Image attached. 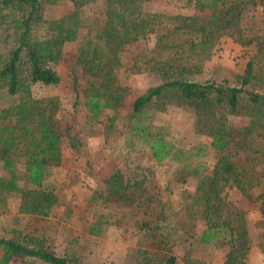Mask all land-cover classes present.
Wrapping results in <instances>:
<instances>
[{"label": "trees", "instance_id": "1", "mask_svg": "<svg viewBox=\"0 0 264 264\" xmlns=\"http://www.w3.org/2000/svg\"><path fill=\"white\" fill-rule=\"evenodd\" d=\"M57 1L0 0V206L31 220L26 231L15 232H22L20 238L0 237V264L12 257L22 264H75L45 246L44 230L89 216V235H99L103 225L126 224L137 232L143 247L135 264H176V242L188 247L178 254L185 264L202 263L194 248L205 258L222 249V264H249L253 247L264 255V0H187L205 15L150 11L151 0H67L70 11L44 17L41 3ZM248 10L252 21L246 24ZM223 36L242 48L238 70L210 64L219 57ZM67 42L76 43V64L87 76L84 125L92 133L126 128L128 151L138 147L157 163H174L177 183L193 180L192 189L177 192L173 215L141 181L128 184L120 173L105 178L102 191L85 187L79 199L85 216L76 210L77 200L65 201L56 192L52 168L63 161L61 135L55 133L59 100L33 97L30 87L59 83L52 64L61 60ZM135 74H155L158 81L138 92L123 114L127 81ZM72 88L76 103V76ZM169 100L193 116L201 137L196 146H178L167 124L153 120ZM238 117L248 122L234 124ZM68 140L79 151L77 136ZM209 152L216 154L211 166ZM227 188L257 205V241L245 211L222 194Z\"/></svg>", "mask_w": 264, "mask_h": 264}, {"label": "rangeland", "instance_id": "2", "mask_svg": "<svg viewBox=\"0 0 264 264\" xmlns=\"http://www.w3.org/2000/svg\"><path fill=\"white\" fill-rule=\"evenodd\" d=\"M72 8L70 1L59 0L55 3L43 2L40 12L46 18L57 17L67 13ZM150 11L165 13H188L205 15L207 12L191 7L187 0H151L148 3ZM252 10L244 13L243 23L251 22ZM257 14V13H256ZM259 21V19H257ZM149 47L154 45L153 36L148 40ZM219 57L212 60L210 64H220L231 70H238L236 58L242 55V48L230 37L223 36L219 40ZM211 68L210 70L212 69ZM52 67L60 74L61 78L56 85H45L40 82L31 84L33 97H57L59 107L56 115L55 133L61 135V146L63 152L62 164L52 168L51 182L55 184L56 192L64 198L79 202L78 211L81 216L87 215L83 202L79 199L86 192L85 187L103 190V181L113 173H120L123 180L131 184L141 181L148 192L162 201L168 214L173 215L174 209L180 202L177 192L182 188L192 189L193 180L182 185L173 181L175 170L174 163L165 160L161 163L149 159L147 152L136 147L128 151L123 145L126 137V128L117 126L115 130L108 133H92L88 126L83 123L84 97L82 89L86 85L87 76L83 75L76 64V43L67 42L63 46L61 60ZM208 69V71H210ZM73 76L78 81V99L73 91ZM158 77L155 74H135L127 81L129 90L125 96L120 111L124 114L131 109L135 95L144 88L156 84ZM122 114H120L121 116ZM153 120L165 123L169 127V137L176 140L178 146L192 148L201 142L193 130V116L187 112L183 105L175 100H169L163 113L154 115ZM248 122L247 117L234 118V124L241 125ZM102 130V125H100ZM76 135L83 143L79 151L70 147L68 135ZM134 143L136 141L134 140ZM216 154L209 152L205 158L208 166ZM0 173L5 174L0 170ZM75 181V182H73ZM228 199L234 201L245 211V218L252 240L257 241L260 231V212L257 205L248 203L234 188H227L222 193ZM16 200L10 199L9 203ZM95 212H106L107 209H94ZM74 223L68 222L57 225L56 229L44 230L45 246L58 255H66L75 264H135L137 260V249L139 236L137 232L126 224L103 225L99 235L92 236L87 233V226L91 220L75 219ZM31 226V220L27 216L17 215L14 210L8 211L0 206V237L20 238L22 232ZM20 232L16 234L15 232ZM173 253L176 254V264H185L178 254L187 250L188 247L182 243H175ZM186 247V248H185ZM201 259V264H222L223 250L216 248L211 257L205 258L199 248L192 251ZM2 251L0 250V258ZM193 256V255H192ZM249 264H264V255L253 247L249 255ZM7 264H22V259L12 257ZM40 264V263H38Z\"/></svg>", "mask_w": 264, "mask_h": 264}, {"label": "crops", "instance_id": "3", "mask_svg": "<svg viewBox=\"0 0 264 264\" xmlns=\"http://www.w3.org/2000/svg\"><path fill=\"white\" fill-rule=\"evenodd\" d=\"M21 216V215H20Z\"/></svg>", "mask_w": 264, "mask_h": 264}]
</instances>
